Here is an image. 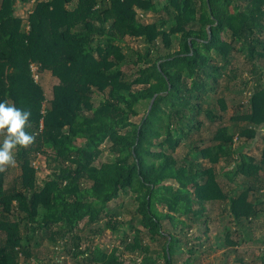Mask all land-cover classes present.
Instances as JSON below:
<instances>
[{
    "label": "trees",
    "instance_id": "1",
    "mask_svg": "<svg viewBox=\"0 0 264 264\" xmlns=\"http://www.w3.org/2000/svg\"><path fill=\"white\" fill-rule=\"evenodd\" d=\"M27 1L0 0V101L31 112L35 137L13 152L11 186L9 166L0 171V264H62L34 252L45 241L69 242L74 260L123 264L118 248L81 250L78 233L104 219L94 235L116 232L121 213L109 204L127 193L136 205L129 264H202L204 252L253 242L248 228L264 220V0H40L24 26L17 4ZM238 54L251 78L226 124V101L211 98L236 77ZM32 65L54 79L48 101ZM256 139L258 158L247 152ZM105 147L112 159L100 162ZM38 156L52 167L41 185ZM216 202L225 219L211 243ZM257 256L264 264V250Z\"/></svg>",
    "mask_w": 264,
    "mask_h": 264
},
{
    "label": "rangeland",
    "instance_id": "2",
    "mask_svg": "<svg viewBox=\"0 0 264 264\" xmlns=\"http://www.w3.org/2000/svg\"><path fill=\"white\" fill-rule=\"evenodd\" d=\"M37 1L40 0H28L25 2V4L18 3V11L17 15L23 20V25L25 26L27 23V15L33 8V6L36 4ZM153 15H147L145 17V22L151 23ZM127 44L134 49L141 47V44L138 41L134 40H127ZM127 51V49H125ZM260 66L264 70V58L259 59ZM234 69L236 70V77L229 81L222 80L220 84V89L218 94H214L212 96V100L214 99H223L226 101V105L228 109L222 114V122L228 123L230 118L234 115V107L237 106L240 102H243L245 95H239V86L249 78L250 76V68L251 63L243 56L238 54L236 57V60L233 63ZM35 67V66H34ZM37 68V67H36ZM38 70V69H37ZM123 70L127 72L128 74L132 73V69H128L127 67H124ZM39 71H37L38 73ZM38 76V83H40L45 91V97L47 101L51 99L52 97V86L54 84V79L51 77L50 73H44L37 74ZM40 76V79H39ZM264 81V76H263ZM235 91V92H232ZM97 98H95L96 101ZM94 101V102H95ZM97 104V101L96 103ZM144 114V107H140V115L135 120L138 121L140 117H142ZM218 123H215L210 128L211 130H215ZM207 126V124H206ZM206 137V136H205ZM3 141V135L0 134V142ZM252 143V144H251ZM247 145V152L250 153V155H253L258 158L260 153V146L261 143L257 139ZM107 147H105V152L100 157V162L108 161L109 159H112V155L109 154L107 151ZM183 152V149H179L176 155L181 156ZM229 164L228 161H222L217 167V172L220 174L222 169H224ZM33 165L37 169V184L41 185L43 181L46 179V177L50 174L51 168L47 165V162L45 161V158L43 156H38L37 159L33 162ZM18 172L16 170L15 166H9L7 168V175H6V187L11 186L14 183L15 177H17ZM224 177V176H223ZM220 179L221 184L225 188L226 180L224 178ZM133 199V195L130 193L127 194H121L120 197L109 204V207L111 211L117 210V212L121 213L119 215V218L117 219L118 222H121L122 224L119 226V229L116 232H112L111 230H106L100 235H94L93 232L97 228H103L104 223L106 220H101L98 223L94 224H87L86 222H82L80 224V232L78 235L81 238V250H85L86 247H94L98 246L104 251L110 252L113 248H118L119 251H121L124 255L123 258V264H129L131 258L135 257L137 253L131 254L127 253L124 249L128 247L130 250L133 245L134 241V231L130 228V221L132 219V215L134 212V209L136 207ZM207 211L210 215V241L213 243L215 241V237L217 236V231L222 227L224 215L222 214V204L221 203H212L207 205ZM164 226L167 227L166 222H164ZM251 227V228H250ZM248 229H250V234H248V237L253 240V242H247L245 244H241L238 247L235 248H221L218 247L213 252H204L201 255V263L202 264H238L236 259L242 258L243 262H247L248 264H260L258 261L255 262V260L258 259V251L264 250L262 246V240L264 239V220L254 222L253 225H251ZM92 231V232H91ZM91 232V233H90ZM144 237V236H143ZM1 238V237H0ZM144 243L149 244V240L144 237L143 239ZM152 243V242H151ZM63 248L60 246H55L47 241L44 242L43 247H40L39 249L34 250L39 255V258H42L44 254H47L50 257V260L56 259V257H60V261L62 264H88L86 260H84L81 257H78V260H74L73 256H69L67 254V251L72 248L70 243L65 246V243H62ZM131 244V245H130ZM149 247L153 252L160 253V246L157 244H150ZM206 248V247H205ZM255 255V256H254ZM137 258V256L135 257ZM256 258V259H255ZM140 260V259H138ZM157 260V264H164V261L161 257H159ZM132 262V261H131ZM246 263V264H247ZM90 264V263H89ZM239 264H242V262Z\"/></svg>",
    "mask_w": 264,
    "mask_h": 264
},
{
    "label": "clouds",
    "instance_id": "3",
    "mask_svg": "<svg viewBox=\"0 0 264 264\" xmlns=\"http://www.w3.org/2000/svg\"><path fill=\"white\" fill-rule=\"evenodd\" d=\"M30 116V111L22 110L7 101H0V134L3 135L0 143V171L5 166L15 165L14 150L34 142V135L26 131Z\"/></svg>",
    "mask_w": 264,
    "mask_h": 264
},
{
    "label": "water",
    "instance_id": "4",
    "mask_svg": "<svg viewBox=\"0 0 264 264\" xmlns=\"http://www.w3.org/2000/svg\"><path fill=\"white\" fill-rule=\"evenodd\" d=\"M209 33H210V32H209ZM156 96H157V95H155V96L152 98V100H151V103H150V105H149V107H148V110H147V115L149 114V112H150V110H151V108H152V104L154 103V100H155Z\"/></svg>",
    "mask_w": 264,
    "mask_h": 264
},
{
    "label": "built area",
    "instance_id": "5",
    "mask_svg": "<svg viewBox=\"0 0 264 264\" xmlns=\"http://www.w3.org/2000/svg\"><path fill=\"white\" fill-rule=\"evenodd\" d=\"M32 71H33V76H34V78H35V80H37L38 79V76H37V74H36V72H37V68L36 67H34L33 65H32Z\"/></svg>",
    "mask_w": 264,
    "mask_h": 264
}]
</instances>
